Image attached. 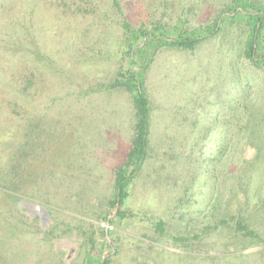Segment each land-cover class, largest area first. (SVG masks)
Segmentation results:
<instances>
[{"label":"rangeland","instance_id":"obj_1","mask_svg":"<svg viewBox=\"0 0 264 264\" xmlns=\"http://www.w3.org/2000/svg\"><path fill=\"white\" fill-rule=\"evenodd\" d=\"M242 7L264 16V0H0V264H264V25L254 60ZM131 70L150 131L117 215L136 115L111 85Z\"/></svg>","mask_w":264,"mask_h":264},{"label":"trees","instance_id":"obj_2","mask_svg":"<svg viewBox=\"0 0 264 264\" xmlns=\"http://www.w3.org/2000/svg\"><path fill=\"white\" fill-rule=\"evenodd\" d=\"M241 12L256 16V23L254 26V34L252 44L250 46L251 56L255 60V37L261 32L264 25V16L262 12H251L247 8H240ZM148 33H145L147 36ZM155 35V34H153ZM208 35V34H206ZM204 36L195 37H177V38H162L163 42L172 43L180 47H193ZM134 49L137 46L133 47ZM129 58L137 63L135 52H129ZM258 60L264 61V53L258 57ZM117 77L111 86L127 85L134 91L133 93V107L136 115V122L134 126V137L132 144L126 154L125 160L114 170V205L116 206L117 215L122 214L119 207L123 204L127 196V187L139 171L142 163L147 156L148 136L150 131L149 125V105L144 92V85L141 76L137 71L131 70L127 75ZM237 229L242 231L244 235H250V231L242 224L237 223ZM98 264H108L107 257H103Z\"/></svg>","mask_w":264,"mask_h":264},{"label":"water","instance_id":"obj_3","mask_svg":"<svg viewBox=\"0 0 264 264\" xmlns=\"http://www.w3.org/2000/svg\"><path fill=\"white\" fill-rule=\"evenodd\" d=\"M29 205L33 207V204H29ZM42 211H43V210H42Z\"/></svg>","mask_w":264,"mask_h":264}]
</instances>
